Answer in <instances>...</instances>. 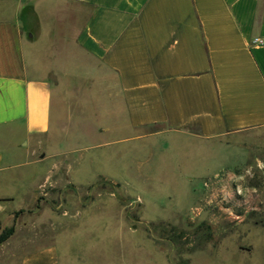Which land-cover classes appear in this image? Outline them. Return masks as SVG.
<instances>
[{
  "label": "crops",
  "instance_id": "obj_1",
  "mask_svg": "<svg viewBox=\"0 0 264 264\" xmlns=\"http://www.w3.org/2000/svg\"><path fill=\"white\" fill-rule=\"evenodd\" d=\"M255 38L264 40V0H0V233L14 227L0 264H86L78 251L62 260L57 214L30 217L42 172H23L28 218L4 205L22 197V149L34 154L50 129L59 64L74 62L75 48L105 68L99 110L113 111L116 125L123 115L131 138L158 127L146 135L210 143L264 127V44ZM89 251L96 264H128L124 248Z\"/></svg>",
  "mask_w": 264,
  "mask_h": 264
},
{
  "label": "rangeland",
  "instance_id": "obj_2",
  "mask_svg": "<svg viewBox=\"0 0 264 264\" xmlns=\"http://www.w3.org/2000/svg\"><path fill=\"white\" fill-rule=\"evenodd\" d=\"M47 40L40 44L45 50ZM74 51V62L59 64L50 129L34 154L22 149V197L5 207H22V218L29 217L34 209L23 172L35 169L48 181L36 191L39 211L30 217L44 222L59 216L62 260L65 252L78 251L86 264H96L90 249L117 247L127 250L128 264H264V127L210 143L173 133L146 135L158 127L131 138L123 115L116 125L113 111L99 110L106 99L105 68ZM222 171L219 185L203 187ZM205 198L212 203L192 219L190 208ZM202 222L212 237L198 247L193 232Z\"/></svg>",
  "mask_w": 264,
  "mask_h": 264
},
{
  "label": "trees",
  "instance_id": "obj_3",
  "mask_svg": "<svg viewBox=\"0 0 264 264\" xmlns=\"http://www.w3.org/2000/svg\"><path fill=\"white\" fill-rule=\"evenodd\" d=\"M20 213V212H16L15 216ZM147 232L151 233V227L147 226L146 227ZM14 232V227H7L5 229L2 230V232L0 233V245L6 241L8 239V237H10V235H12V233ZM185 233L184 231H182L180 234H177V236H175L174 240H180ZM193 235H195L198 247L202 245V242H206L209 241L212 237L211 235V228L208 224H206L205 222H202L200 225H198L195 228V231L193 232ZM150 237L154 238L153 234H149ZM182 264H188L187 261L185 260H181Z\"/></svg>",
  "mask_w": 264,
  "mask_h": 264
},
{
  "label": "built area",
  "instance_id": "obj_4",
  "mask_svg": "<svg viewBox=\"0 0 264 264\" xmlns=\"http://www.w3.org/2000/svg\"><path fill=\"white\" fill-rule=\"evenodd\" d=\"M253 43H259V44H264V40H260V39H257V38H255L254 40H253ZM223 171L222 172H220V173H216V174H214L211 178H209L208 180H206V181H204L203 182V187H205V188H208L209 186H217V185H219V183L221 182V180L223 179ZM237 194H239V191L237 190ZM240 195V194H239ZM243 200V199H242ZM241 200V201H242ZM244 203L246 202V201H243ZM242 202V203H243ZM212 203V201H211V199L210 198H205V199H203L199 204H197V205H195V206H193V207H191L190 208V210H189V215H190V217L193 219V218H196V217H198L199 215H200V213L208 206V205H210ZM241 203V204H242ZM241 204H237V205H241ZM235 217H238L237 215L235 216Z\"/></svg>",
  "mask_w": 264,
  "mask_h": 264
}]
</instances>
